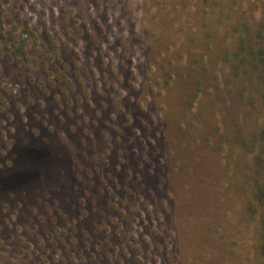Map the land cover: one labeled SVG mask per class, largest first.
<instances>
[{"label":"rangeland","instance_id":"1","mask_svg":"<svg viewBox=\"0 0 264 264\" xmlns=\"http://www.w3.org/2000/svg\"><path fill=\"white\" fill-rule=\"evenodd\" d=\"M262 51L264 0H0V172L53 158L0 264H264Z\"/></svg>","mask_w":264,"mask_h":264},{"label":"trees","instance_id":"2","mask_svg":"<svg viewBox=\"0 0 264 264\" xmlns=\"http://www.w3.org/2000/svg\"><path fill=\"white\" fill-rule=\"evenodd\" d=\"M264 53V51H262ZM258 54V53H257ZM261 56L259 52L258 56ZM24 147H16L15 157L10 164V168L6 167L3 172H0V188L6 189L8 186L23 184L37 177L39 174L38 168L44 169L53 163V158L49 150L36 143H26ZM25 160L34 162V166L29 170L22 168ZM37 164V165H36ZM36 166V167H35ZM264 184H259L258 193L255 195L257 202L251 203V216L262 221V226L259 233V250L264 258Z\"/></svg>","mask_w":264,"mask_h":264}]
</instances>
